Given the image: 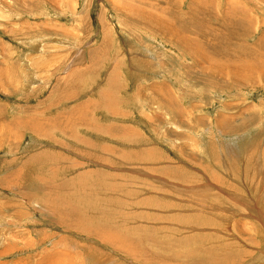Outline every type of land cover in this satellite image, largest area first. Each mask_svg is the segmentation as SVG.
<instances>
[{"label":"rangeland","instance_id":"1","mask_svg":"<svg viewBox=\"0 0 264 264\" xmlns=\"http://www.w3.org/2000/svg\"><path fill=\"white\" fill-rule=\"evenodd\" d=\"M0 264H264V0H0Z\"/></svg>","mask_w":264,"mask_h":264},{"label":"bare ground","instance_id":"2","mask_svg":"<svg viewBox=\"0 0 264 264\" xmlns=\"http://www.w3.org/2000/svg\"><path fill=\"white\" fill-rule=\"evenodd\" d=\"M191 8V7H190ZM228 13H234V11L231 10H227ZM222 23L226 25L227 21H229V19H221ZM32 122V121H31Z\"/></svg>","mask_w":264,"mask_h":264}]
</instances>
